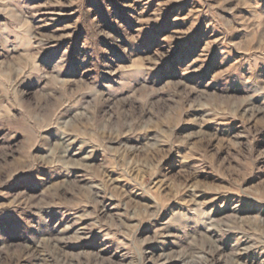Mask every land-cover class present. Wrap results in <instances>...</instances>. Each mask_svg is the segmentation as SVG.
I'll return each instance as SVG.
<instances>
[{"label": "rangeland", "instance_id": "1", "mask_svg": "<svg viewBox=\"0 0 264 264\" xmlns=\"http://www.w3.org/2000/svg\"><path fill=\"white\" fill-rule=\"evenodd\" d=\"M205 263L264 264V0H0V264Z\"/></svg>", "mask_w": 264, "mask_h": 264}, {"label": "bare ground", "instance_id": "2", "mask_svg": "<svg viewBox=\"0 0 264 264\" xmlns=\"http://www.w3.org/2000/svg\"><path fill=\"white\" fill-rule=\"evenodd\" d=\"M50 242V241H49ZM45 246V245H44ZM54 246V245H53ZM47 247V246H46ZM44 248V247H43ZM47 250V249H46ZM54 250V249H53ZM53 250H52V252H53ZM50 251V250H49ZM206 264V263H205Z\"/></svg>", "mask_w": 264, "mask_h": 264}]
</instances>
